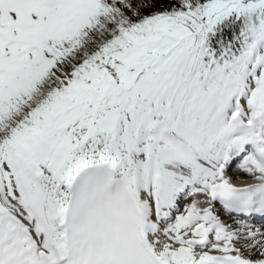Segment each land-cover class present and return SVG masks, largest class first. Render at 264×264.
<instances>
[{
  "label": "snow or ice",
  "instance_id": "6c2138e0",
  "mask_svg": "<svg viewBox=\"0 0 264 264\" xmlns=\"http://www.w3.org/2000/svg\"><path fill=\"white\" fill-rule=\"evenodd\" d=\"M0 264H264V0H0Z\"/></svg>",
  "mask_w": 264,
  "mask_h": 264
}]
</instances>
